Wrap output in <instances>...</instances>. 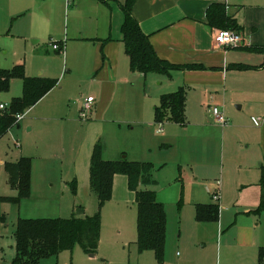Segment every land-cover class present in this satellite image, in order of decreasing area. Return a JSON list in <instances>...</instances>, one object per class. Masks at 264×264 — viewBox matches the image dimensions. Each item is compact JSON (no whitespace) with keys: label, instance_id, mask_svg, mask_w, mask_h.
Wrapping results in <instances>:
<instances>
[{"label":"rangeland","instance_id":"1","mask_svg":"<svg viewBox=\"0 0 264 264\" xmlns=\"http://www.w3.org/2000/svg\"><path fill=\"white\" fill-rule=\"evenodd\" d=\"M69 16L66 23L69 30L76 23L81 25L91 21L86 15L79 20L73 19L71 14ZM250 34L258 41L264 39L263 31L254 29ZM50 42L62 43L61 52H54ZM67 44L57 41V38L35 44L33 39L26 41L14 31L13 21L0 24V69L11 70L24 64L27 77L59 81L56 90L31 108L33 113L24 112L20 128L13 127L0 137V264H12L16 258L14 232L19 217L69 220L75 218L79 210L86 211L84 216H79L82 218L94 217L99 212L95 193H84L85 197L89 195L86 201L81 197L80 182L86 176L82 170L77 173L82 142L93 132L89 124L93 121L92 112L87 120L81 118V113L88 96L95 94L98 85L92 84L91 76L84 74L79 66L76 68L77 58L70 49L66 55ZM242 48L227 49L234 57L248 63L244 66L249 67L259 61L257 52ZM129 72L124 86L116 91L113 108L107 111L104 123L100 122L104 132L99 142L104 148L105 158L129 160L136 151L140 160L145 158L153 164L158 186L148 189L156 190L167 214V246L163 264H239L227 257L225 245L222 254H218L221 234L218 235L217 229L223 218L225 233L241 209L221 204L218 222H199L196 206L202 201L222 203L227 183L231 184L233 191L229 198H233L237 195L236 186L260 181L258 168L260 162L264 163V141L261 143L262 139L259 140L260 127H254L252 118L262 120L264 112L257 111L260 108L255 105L246 106L241 111L232 106L224 114L227 126H221L212 119L214 106L205 109L197 97L189 103L186 125L157 123L154 109L160 105L158 93L168 87L169 79L157 73L143 78L131 70ZM23 89V80L13 79L8 91H0V105L7 106L8 110L15 99L23 96ZM246 98L253 99V95ZM37 114L45 119L33 118ZM62 117L66 120H60ZM148 121H152L154 128H146ZM160 124H163L164 133L169 132L168 142H165L164 134L155 133ZM230 124L231 127L237 124L243 128L231 133L226 131ZM144 141L148 143L145 153L141 149ZM164 143L169 147L163 148ZM17 144L22 148L18 149ZM22 156L32 160L31 197L17 205L7 200L16 197L17 192L11 189L5 164L15 163ZM119 177L126 183L117 187L112 199L101 210L98 256L91 258L76 247L72 252L65 251L39 264H160L153 252H139L135 194L129 189L127 177ZM197 177L198 181L195 180ZM207 184L214 186L209 194ZM255 192L253 197L249 195L243 199L242 195L240 201L251 204ZM215 193L219 194L218 199Z\"/></svg>","mask_w":264,"mask_h":264},{"label":"crops","instance_id":"2","mask_svg":"<svg viewBox=\"0 0 264 264\" xmlns=\"http://www.w3.org/2000/svg\"><path fill=\"white\" fill-rule=\"evenodd\" d=\"M126 2L127 0H0V24L13 21L14 31L26 41L33 39L35 44L54 38L64 44L68 42L66 55L70 49L77 58L76 68L79 66L84 74L91 76V79L88 78L90 82L98 85L95 94L88 96V98L94 97L95 99L90 111L93 121L89 123L93 132L87 135L86 141L83 140L77 162V173L82 170L86 176L82 183L80 182L81 197L85 201L91 193L92 152L104 132L101 123H104L107 111L113 108L111 105L117 94L116 91L118 87L124 86L123 82L128 80L129 70H131L122 35V26L125 22L123 6ZM216 3L226 5L227 15L236 21L241 30L239 33L244 41L239 48L243 47V50L258 53L256 55L259 61L255 64L251 63L253 66L249 65L248 71L235 68V66L248 64L246 61L234 57L231 50L227 49L228 47H218L215 43V35L220 31H225L212 28L208 24L207 11ZM70 14L75 20L86 15L91 21L81 25L76 23L73 29L69 30L66 23L67 18L69 21ZM132 14L143 33L149 37L151 45L161 60L172 65L202 67L198 70L174 71L171 77L164 75L169 79L168 87L158 93L161 98L165 94H170L168 92L174 93L181 88L186 90V124L189 103L197 100V97L198 103L205 109L218 106L223 114L227 113L232 106H236L241 111L246 106L255 105L260 108L257 111L264 112V39L258 41L250 34L254 29L264 32V0H135ZM59 45L61 46L62 43ZM134 74L143 76V78L147 77L139 73ZM247 95H253V99H247ZM192 98L194 99L191 100ZM52 106L55 108V105ZM261 116L262 120L252 118V123L255 128L260 127L258 132L262 143L264 141V113ZM33 118L45 119L39 114ZM60 120L66 119L62 117ZM145 126L154 128L152 121L146 122ZM15 127L20 128V123ZM241 128L243 127L237 124L231 127L230 124L226 127V131L233 133ZM245 128L248 127L245 126ZM162 129L161 134H158L156 129L155 133L164 134L165 142H168L169 132L164 133V127ZM142 144L141 149L145 153L148 143L144 141ZM16 147L22 148L19 144ZM162 147L167 148L169 145L164 143ZM137 153L135 151L134 157H129V160L148 162L145 158L140 160L141 157ZM103 157L108 161H116L105 158L104 155ZM259 164H261L258 168L260 171L264 163ZM195 180L198 181V177ZM260 181L236 186L237 195L233 198H229L233 191L230 189L231 184L227 183L226 195L223 189V202L218 203L220 215L221 204L241 209L237 219L231 227L225 230V233H223L226 228L223 225V218L217 229L218 235L221 234L218 254H222L225 245L228 248L227 257L239 264H259L260 249L264 250V213L260 216L251 214L260 205L262 195ZM125 183L124 178L116 175L113 192ZM207 187L209 188L208 194L214 190L212 185L207 184ZM256 188L258 190L255 192ZM87 192L89 195L83 196ZM254 192L256 196L251 204H243L240 201L242 195L243 199L249 195L253 197ZM203 203L215 204L209 201H202L198 204ZM79 216L81 215L76 217ZM97 256L98 254L95 257Z\"/></svg>","mask_w":264,"mask_h":264},{"label":"trees","instance_id":"3","mask_svg":"<svg viewBox=\"0 0 264 264\" xmlns=\"http://www.w3.org/2000/svg\"><path fill=\"white\" fill-rule=\"evenodd\" d=\"M135 0H127L123 6L125 22L122 26L123 43L129 58L130 69L134 73L147 76L157 73L171 77L174 71L198 70L201 66L172 65L161 60L149 37L143 33L132 14ZM208 24L215 29L240 32L234 19L227 15L224 4H213L207 11ZM246 70L250 67L235 66ZM13 79H21L24 92L15 99L8 110L0 111V137L17 126V116L35 106L42 98L58 86L59 81L43 77L29 78L24 65H16L11 70L0 69V91H8ZM186 90L165 94L160 98V105L155 107L157 123H174L186 125ZM103 146L98 142L93 149L90 161V188L96 194L99 212L94 217H75L73 219H33L19 218L15 229L16 258L12 264H39L42 260L58 257L65 251L72 252L80 247L87 255L98 254L103 206L112 199L114 178L125 175L128 186L135 194L137 205V247L140 253L153 252L158 263L163 264L167 246V214L165 205L158 200L156 190L148 189L158 186L150 162H133L128 159L108 161L103 157ZM9 183L17 196L7 200L20 205L31 197L32 160L22 157L15 163H6ZM260 187L262 190L259 207L252 212L256 216L264 213V166H261ZM77 190L76 183L73 184ZM220 206L218 204H198L196 219L199 222H218ZM264 261V250L260 249V262Z\"/></svg>","mask_w":264,"mask_h":264},{"label":"built area","instance_id":"4","mask_svg":"<svg viewBox=\"0 0 264 264\" xmlns=\"http://www.w3.org/2000/svg\"><path fill=\"white\" fill-rule=\"evenodd\" d=\"M243 37L240 33L236 32V31H229V30H225V31H220L215 35V43L218 47H240L241 45H243ZM50 46H52V49L54 51H59L61 52L62 47L58 44V43H54L51 42ZM94 97H89L86 100L85 103V107L82 110L81 113V118L82 119H88V115L92 109V105L94 103ZM5 105H0V111H4L6 110ZM211 116L212 119L219 125L221 126H227L228 124V120L225 118L223 112L220 110V108L218 106H215L212 108L211 110ZM25 117V113L20 114L17 116V122L20 123L21 120H23ZM161 127V128H160ZM160 127L157 131L158 134H161L163 132V124H160ZM218 193H215V198L218 199L219 196ZM264 264V261H263Z\"/></svg>","mask_w":264,"mask_h":264},{"label":"water","instance_id":"5","mask_svg":"<svg viewBox=\"0 0 264 264\" xmlns=\"http://www.w3.org/2000/svg\"><path fill=\"white\" fill-rule=\"evenodd\" d=\"M77 214H78V215H83V214H84V210H79ZM90 257H91V258H95L94 255H90Z\"/></svg>","mask_w":264,"mask_h":264}]
</instances>
